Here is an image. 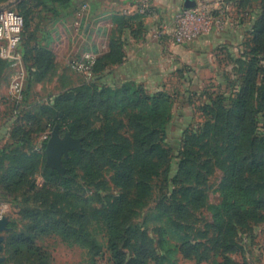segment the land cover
<instances>
[{
  "label": "rangeland",
  "instance_id": "rangeland-1",
  "mask_svg": "<svg viewBox=\"0 0 264 264\" xmlns=\"http://www.w3.org/2000/svg\"><path fill=\"white\" fill-rule=\"evenodd\" d=\"M11 1L1 2L0 6ZM24 1L12 8L22 16L27 15L30 24L26 32L29 34L35 24L34 18L40 16L36 9L41 1ZM22 2L23 5H19ZM263 4L262 0H249L242 5H229L224 10H218L219 13L213 10L222 24L219 29L212 27L208 34H226L229 39L219 47L220 59L216 61L221 68L212 89L202 87L186 92L178 88V75L174 76L175 83L171 88L163 85L162 79L141 87L150 95L163 93L171 102L170 119L161 128L164 131L163 146L168 156L159 161L154 176L141 175L134 170L137 144L132 114L105 118L95 108L85 115L77 116L76 121H68L81 128L83 136L80 139L85 154L81 158H73L66 165L62 164L69 179L65 187L52 182L44 190H31L27 186L18 192L7 191L1 181L8 166L14 163L4 162L0 173V219L7 220L8 230L2 233L0 264H108L109 254L103 247L105 233L103 227L97 225L89 231L91 238L102 247L100 250L53 234L40 236L31 247H21L19 252L16 251L14 235L27 233L32 225V219L26 212H38L37 218L42 222L43 213L47 211L50 212L49 217L55 218L69 214L67 204L61 201L59 195L68 190L91 199L96 209H101L107 198L123 197L125 206L119 223L122 226H140L147 242L153 246L159 245L161 240L172 246H180L182 241H187L190 244H203L205 250L210 252L218 235L215 214L222 201L220 184L223 170L218 167L217 159L212 157L215 152L213 119L206 117L201 107L211 100L217 102L215 107L220 113L233 107L245 68L238 60L250 51L249 41L254 24L264 12ZM24 31L22 39L26 38ZM34 61V57H31V65H24L25 81L19 101L9 94V68L0 64V81L3 84L0 90L3 96H9L7 106L0 112L1 117L7 116L9 119L4 124L0 123V148L16 144L18 140H28L18 152L32 150L42 154L53 129L50 121L56 112L63 113L68 106V102H64L55 107L56 101L66 96L74 98L81 89H86L87 83L95 82V78L86 74V71H78L68 65L54 66L52 59L48 70L40 72ZM23 127V133H18ZM258 127L259 132L264 134V118L259 119ZM99 129H102V134L95 136ZM13 135H16L17 141L12 140ZM113 146L126 147L118 161H114L117 153L113 152ZM89 157L93 159L91 164L88 163ZM180 163H183L181 170ZM260 163L262 167L257 173L250 172L247 176L251 185L262 186V192L257 195L258 204L249 208L244 224L235 225L232 233L227 234L238 250L227 255L232 264H264V159ZM128 169L132 170V185L117 186L116 177ZM44 176L41 172L37 174L36 182L39 185ZM139 178H142L143 189L137 185ZM162 231L165 233L163 236ZM164 253L172 264H210V253L203 256L202 263H198L197 259L183 261L186 259L173 249L171 254L165 250ZM200 255L197 253V256Z\"/></svg>",
  "mask_w": 264,
  "mask_h": 264
},
{
  "label": "trees",
  "instance_id": "trees-1",
  "mask_svg": "<svg viewBox=\"0 0 264 264\" xmlns=\"http://www.w3.org/2000/svg\"><path fill=\"white\" fill-rule=\"evenodd\" d=\"M5 1L7 0H0V3ZM30 1L32 0H25L24 3ZM46 1H53L64 6L69 2V0ZM248 1L235 0L240 5ZM19 5H23V2ZM262 9L264 11V6ZM19 15L24 21V35L29 39L26 30L30 22L26 14ZM142 18V15L136 14L131 16L129 21L140 25ZM27 39H22L21 33L22 42L20 41L18 50L22 55L23 65H31L30 59L34 57V65L38 67L37 69L40 72H46L52 58L49 55L43 56L41 53L34 55V47L31 50L28 49ZM249 46V53L243 54L242 59L238 60V63L245 68L242 85L235 95L233 107L220 113L218 107H215L217 102L213 100L201 107V112L213 119L215 152L212 157L217 159L218 167L223 170L220 184L222 201L215 214L218 235L210 252L205 250L203 244H190L187 241H182L180 246H172L161 240L159 245L153 246L147 242L146 235L140 226H122L119 223L118 219L125 206L123 197L107 198L106 204L101 209H96L91 199L80 197L73 190L59 194L61 201L67 204L69 210V214L63 217H49L50 212L47 211L43 213L44 221L42 222L37 218L38 212H26L32 219V225L27 233L14 235L13 243L16 251L19 252L21 247H31L35 239L40 236L53 234H60L75 243H85L86 247L91 246V249L100 250L102 247L94 238H91L89 231L91 227L97 225L103 227L105 233L103 247L109 254L108 264H172L169 260L167 261L164 253V250L168 254L172 249L186 260L197 259L198 263H202L203 256L210 253L211 257L207 259L210 264H232L227 255L238 250L236 244L229 241L231 238L227 234L232 233L235 225L244 224L247 211L258 204L257 195L262 192V186L251 185L247 176L250 172L257 173L262 167L260 162L264 159V134L259 132L258 127L259 119L264 118V65L262 64L264 62V12L254 24ZM0 64L9 68L6 62L0 60ZM141 87L135 83L107 87L95 79L93 84L87 83L86 89H81L74 98L66 96L56 101L55 107L64 102H68V106L65 112L54 114L50 121L51 125L53 127L57 125L60 133L70 132L73 138H81L83 136L81 128L76 127L75 124H69L70 119L76 121L77 116L85 115L92 108L100 110L105 118L131 113L134 118L132 126L136 128L137 144L134 170L139 174L142 173L141 175L154 176L159 161L168 156L163 146L164 131L161 128L170 119L171 102L165 94L150 95ZM21 129L25 128H20L18 133L21 131L23 133ZM101 130L99 129L95 136H100ZM16 138V135L12 136L13 141H17ZM26 142L28 140H18L16 144L0 148V173L4 162L14 163L8 166L5 176L1 177L4 188L12 192H18L27 186H30L31 190H44L52 182L65 187L69 180L68 174L61 176L45 167V146L42 154L32 150L18 152ZM125 148L112 147L113 152L117 153L114 161H118V157L124 154ZM84 154V149L81 152L71 151L67 159L62 158V164L66 165L73 158H81ZM91 161L93 159L89 157L88 163L91 164ZM182 165L183 163H180V170ZM86 169L89 170V167L86 166ZM39 172L45 175L40 185L36 182ZM131 174V169L125 170L122 175L116 177V185L131 186L133 183ZM137 185L143 189L142 178H139ZM161 233L162 236L165 234L164 231ZM197 253L202 255L197 256Z\"/></svg>",
  "mask_w": 264,
  "mask_h": 264
},
{
  "label": "crops",
  "instance_id": "crops-1",
  "mask_svg": "<svg viewBox=\"0 0 264 264\" xmlns=\"http://www.w3.org/2000/svg\"><path fill=\"white\" fill-rule=\"evenodd\" d=\"M150 3L152 12L143 16L138 25L129 21L136 15L133 0H69L65 6L43 0L36 9L40 16L34 18L29 39L25 38L28 49L34 47V55H49L58 67L71 66L75 61L89 65L84 58H90L92 65L86 74L107 87L126 83L144 86L162 79L163 85L171 88L174 76L178 75V88L186 92L202 87L212 89L221 68L216 61L220 59L219 47L229 36L208 34L192 44L177 46L161 30L170 26L178 11L198 4L221 11L235 6V0H150ZM2 86L0 81V89ZM8 97L0 90V112L7 106ZM8 120L7 116H0L1 124Z\"/></svg>",
  "mask_w": 264,
  "mask_h": 264
},
{
  "label": "built area",
  "instance_id": "built-area-1",
  "mask_svg": "<svg viewBox=\"0 0 264 264\" xmlns=\"http://www.w3.org/2000/svg\"><path fill=\"white\" fill-rule=\"evenodd\" d=\"M135 14L146 16L152 12L150 0H133ZM219 16L206 4H198L192 8L184 9L173 15L170 26H165L161 34L167 35L174 45L181 46L193 43L200 36L208 35L212 27L221 28ZM23 18L13 9L5 8L0 12V60L8 64L10 79L8 90L11 97L19 101L25 81V70L22 55L19 52ZM89 62H72V68L88 73Z\"/></svg>",
  "mask_w": 264,
  "mask_h": 264
},
{
  "label": "water",
  "instance_id": "water-1",
  "mask_svg": "<svg viewBox=\"0 0 264 264\" xmlns=\"http://www.w3.org/2000/svg\"><path fill=\"white\" fill-rule=\"evenodd\" d=\"M21 1L23 0H13L5 6H0V12L5 8H12ZM71 151H82V139L73 138L70 132H65L61 135L59 127L57 125L54 126L44 149L46 159L45 167L55 170L59 175L63 176L65 174V169L62 166V158L67 159L68 153ZM7 225L8 222L6 219H0V251L3 242L2 233L7 232Z\"/></svg>",
  "mask_w": 264,
  "mask_h": 264
}]
</instances>
